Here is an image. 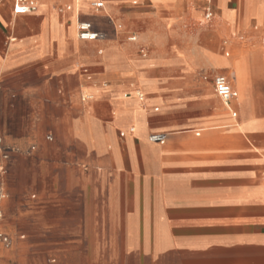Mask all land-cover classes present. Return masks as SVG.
Here are the masks:
<instances>
[{
    "label": "crops",
    "instance_id": "crops-1",
    "mask_svg": "<svg viewBox=\"0 0 264 264\" xmlns=\"http://www.w3.org/2000/svg\"><path fill=\"white\" fill-rule=\"evenodd\" d=\"M37 1L0 0V264H264V0ZM188 15L230 39L193 44ZM79 21L100 38L79 40ZM255 38L262 53L229 58ZM197 67L224 75L193 83Z\"/></svg>",
    "mask_w": 264,
    "mask_h": 264
},
{
    "label": "built area",
    "instance_id": "built-area-1",
    "mask_svg": "<svg viewBox=\"0 0 264 264\" xmlns=\"http://www.w3.org/2000/svg\"><path fill=\"white\" fill-rule=\"evenodd\" d=\"M89 6L94 11H99L103 8L104 2L103 0H88ZM38 1L37 0H13L12 12L14 15H26L30 13H34L37 10ZM70 7H66L61 9V11H69ZM211 18V13H206L204 15L205 20H209ZM77 37L81 41L93 42L100 38V35L94 32L87 22L79 21L76 26ZM130 41H134L135 38H130ZM262 49L264 50V40L261 44ZM213 87L215 95L220 98L223 102L227 103L230 99L236 97V93L233 92L227 80L223 76H216L213 80ZM90 97L88 95H84L81 100L82 102L88 101ZM165 136L163 134H151L148 137V141L153 144L163 145L165 143ZM9 158V154L6 151L3 140L0 137V223L4 218L3 214V204L6 199L4 178L6 175V162ZM0 242L5 248H10L11 241L10 239L3 233L0 232Z\"/></svg>",
    "mask_w": 264,
    "mask_h": 264
},
{
    "label": "rangeland",
    "instance_id": "rangeland-1",
    "mask_svg": "<svg viewBox=\"0 0 264 264\" xmlns=\"http://www.w3.org/2000/svg\"><path fill=\"white\" fill-rule=\"evenodd\" d=\"M202 22H203L202 16L196 17V16H193V15H188V17H186V23L181 27V30L180 31L182 33H186L188 35H191L193 37V39H192V43L193 44H196V43L199 44L200 42L201 43H204V41H200V40L197 41V40L202 35H205V34L211 33V32L212 33H215V34H218L219 39H220L218 41V43L223 38L224 39H230V37H229L230 34L229 33H231V32L229 31V28H227L226 30L223 29L222 28V25L219 22V20L216 21V24L219 23L217 30H209V29H207L206 26H200L199 23H202ZM131 28H132L133 31H135L136 26L135 25H132ZM243 33H245V32H243ZM175 43L178 44V45H183L182 41L179 42L177 40ZM211 44H214V42H211ZM145 47L147 49V52L146 53H147V57H148L149 56V52H150V46L146 45ZM217 48H219V46ZM217 48H212L211 47L212 51H214V52H216ZM253 50H257V51H260L262 53V50H261V48H260V46L258 44V39L257 38L253 39L252 42H250L248 44H245L244 46L243 45H240V48H238V49L235 48V47L233 49H231V51L229 52V58H232L236 54H238L239 56L240 55L242 56V55L246 54L247 52H251ZM218 53L220 55H223V52L221 50H219ZM234 69H235V73H236L237 84H238V81H239V84H238V94L240 93L239 94V98L240 99L238 98V100L241 101V102L238 101V104H241L242 101H243V90H244L242 67L239 64L236 63ZM204 73L210 74V75L211 74L212 75H214V74H223L221 72H216V73L205 72L202 68L197 67V68L193 69L189 73L188 76L191 77V80L193 81V83H197L198 84L200 82L199 76L201 74H204ZM176 78H177V80H184L183 79L184 78L183 77V73L180 72V71H178L177 73H175V79ZM230 83H231V85L233 84L231 81H230ZM207 88L209 89V93L212 94V95H214L213 94V91H212V89H211V87L209 85H207ZM240 88H242V89H240ZM257 106H258V100H255V107H257ZM231 125L233 126L234 129L243 131L242 125H240L238 121L232 122Z\"/></svg>",
    "mask_w": 264,
    "mask_h": 264
},
{
    "label": "bare ground",
    "instance_id": "bare-ground-1",
    "mask_svg": "<svg viewBox=\"0 0 264 264\" xmlns=\"http://www.w3.org/2000/svg\"><path fill=\"white\" fill-rule=\"evenodd\" d=\"M238 84H239V81H238ZM240 89H242V88H240ZM242 93V92H241ZM240 94V93H239ZM137 95V94H136ZM240 99V98H239ZM239 101V100H238ZM239 102H241V101H239ZM233 110H234V108H233ZM203 130V129H202ZM207 131V130H206Z\"/></svg>",
    "mask_w": 264,
    "mask_h": 264
}]
</instances>
